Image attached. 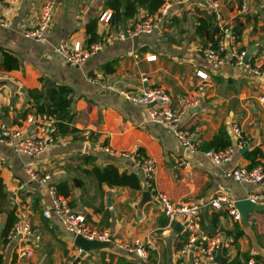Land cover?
<instances>
[{"label": "crops", "instance_id": "1", "mask_svg": "<svg viewBox=\"0 0 264 264\" xmlns=\"http://www.w3.org/2000/svg\"><path fill=\"white\" fill-rule=\"evenodd\" d=\"M105 1L60 0L46 41L37 43L26 39L23 31L37 24L45 0H20L12 7L9 0H0V17L6 21V26H0V50L10 52L21 62L18 70L0 68V124L30 129L28 119L42 114L36 111L28 92L41 91L43 85L46 90L65 86L72 96L73 121L69 127L76 131L58 136L37 157L16 153L0 143V264L16 263L19 243L8 240L2 232L9 224V215L15 217L20 205L29 209L36 230L30 264H73L80 253L75 238L60 220L55 215L43 216L50 204L47 187L31 181L27 169L49 174L52 184L75 179L79 177L78 171L90 169V164H81L79 160L87 154L95 158L93 164L97 167L112 165L119 173L135 174L141 185V174L131 159L116 153L139 150L156 162L157 189L177 203L205 204L221 196L239 201L264 190V180L259 184H241L224 175L234 167L251 169L246 154L252 151L257 152L256 165H264V0H250L248 10L242 14L237 12L238 0H217L229 27L240 23L239 47L252 52L251 61L261 67L260 74L228 62L208 61L198 52L210 42V36H216L214 31L219 32L213 15L201 0L182 4L164 0L161 7L167 6L168 12L157 30L139 35L135 42L133 37L112 41L79 66L67 64L54 52L55 48L60 43H89L86 25L90 21H97L96 33L101 40L127 31L150 16L139 10L123 27L114 30L109 21L99 22L103 13L111 12ZM223 39L228 49L233 39ZM148 56L156 58L146 61ZM108 64L111 65L106 69ZM197 71L208 75L209 85L200 107L186 113L182 125L194 132L198 148L211 141L220 129L226 131L230 146H234L237 137L232 126L238 127L250 142L246 150L238 151L230 163L220 167L212 165L202 151H184L169 129L149 121L145 107L132 105L119 94L142 87H160L177 99L195 89L199 83ZM142 73L148 77L147 84L140 82ZM105 147L115 153L106 152ZM79 179L88 189L89 183ZM144 193L143 189L103 186L101 197L95 189L86 193L72 186L70 196L66 197L69 205L85 215L90 227L100 229L102 221L101 229L111 231L115 244L139 242L146 248V256L139 258L114 245L87 252L77 264H191L189 258L181 262L176 255L188 237L184 226L170 223L150 195L143 198ZM100 204L102 210H96ZM211 213H222L216 234L226 236L236 227L243 233L220 253L224 264L236 257L243 262V256L264 261V211L247 212L245 222H236L224 211L205 208L200 214L201 229L202 220L208 225Z\"/></svg>", "mask_w": 264, "mask_h": 264}, {"label": "built area", "instance_id": "2", "mask_svg": "<svg viewBox=\"0 0 264 264\" xmlns=\"http://www.w3.org/2000/svg\"><path fill=\"white\" fill-rule=\"evenodd\" d=\"M3 1V0H2ZM20 0H9V6L18 3ZM182 4L190 0H176ZM205 7L214 17L215 24L219 29L214 41H210L205 46L198 49V52L208 61L214 63H230L236 66H242L251 69L255 74H260V66H254L250 63V57L246 60L247 52L239 47L235 40L233 32L229 25L223 19L220 4L217 0H201ZM250 0H238V13L242 14L248 10ZM60 0H45L42 5L41 14L37 24L23 31L26 39L37 43L45 42L47 32L51 26L55 9L60 6ZM168 7L163 6L154 14L145 19L137 21L133 27L127 31L119 32L115 35H109L93 43H83L74 41L71 43H60L54 52L67 64L79 66L89 57L101 52L107 44L112 41H124L129 37H136L141 34H149L157 30L166 17ZM111 12L103 13L99 22L108 23ZM0 26H6L5 19L0 17ZM223 37L232 38L233 42L226 49ZM155 56H148L146 61L155 60ZM196 77L199 83L192 91L181 95L177 99L171 96L160 87H142L134 91H120L122 98L136 106L146 108L148 119L152 124L162 126L171 131L173 137L179 146L189 154L200 152L194 132L182 125V117L200 107L205 88L209 85V77L203 71H197ZM141 84L148 83L146 74H140ZM97 82V80H92ZM264 108V98H262ZM32 125L21 127H8L0 124V143L10 147L14 152L21 153L31 157H37L42 154L47 147L56 141V123L55 120L46 115H36L28 119ZM233 134L237 137L234 146H229L218 151H203V156L209 162L217 167L230 163L238 151L246 150L249 147V140L242 136L238 127L232 126ZM106 152L115 153L111 148L105 147ZM120 156L131 159L133 165L139 170L142 177L143 191L148 192L154 201L161 206L164 216L170 223L178 222L184 226L188 233L186 242L176 251V255L181 262L190 259L191 264H216V257L223 251L229 249L234 243L233 236H220L218 234L208 236L200 226V214L205 208L215 211L226 212L234 221H241V215L234 199L221 196L211 199L205 204L198 202L177 203L170 197L157 189L155 185L156 162L150 156L142 151L129 153L116 152ZM187 166V163H185ZM31 181L46 185L50 204L43 211L45 218L55 215L74 238L82 237L87 241L111 242L126 254H134L139 258L146 256V248L139 242L133 244H115L111 231L90 227L86 222L84 214L75 212L69 205L67 198L58 193L56 188L50 182L49 174H40L34 170L27 169ZM225 177L241 184H259L264 180V165H256L251 169L245 167H234L225 171ZM251 203L258 205L264 204V190L249 195L246 198ZM15 221L7 233L6 238L10 241L16 240L17 260L15 264H30L29 258L33 255L31 244L36 237V230L32 227L30 221V211L25 206H17L15 210ZM112 238V241H111ZM240 264H264L263 260L250 258Z\"/></svg>", "mask_w": 264, "mask_h": 264}, {"label": "trees", "instance_id": "3", "mask_svg": "<svg viewBox=\"0 0 264 264\" xmlns=\"http://www.w3.org/2000/svg\"><path fill=\"white\" fill-rule=\"evenodd\" d=\"M164 0H106L105 7L111 10V16L109 19L110 27L117 30L119 27H123L125 22L133 18L138 14L139 10H144L147 15H152L162 6ZM97 21L92 20L86 25V35L88 36V42L93 43L100 41L99 36L96 33ZM235 40L238 42L241 35V25L238 23L236 26L231 28ZM218 31V30H217ZM214 31L213 34H216ZM210 41H214V36H210ZM203 57V56H202ZM250 63L253 65V61ZM108 64L105 66L109 69ZM0 68L5 71L18 70L21 68V62L19 59L8 51L0 50ZM30 98L35 103V109L39 114L46 115L55 120L56 123V138L60 135L66 134L68 132H76L75 129L69 127V124L73 121V114L70 112V106L72 103L71 90L65 86H52L45 89L42 86V90H32L28 92ZM44 101L41 104V101ZM231 145V139L224 129H220L218 133L212 138L211 141L206 143L204 146L199 147L200 151H218L229 147ZM256 151H252L246 154V157L251 161L250 168L256 166L255 158L257 156ZM258 151V155H259ZM80 163L84 165L90 164V169H84L78 171L79 177L86 180L89 183V188L85 189L84 183L78 178L64 180L61 182H55L53 186L56 188L57 192L69 197L71 194L72 186L80 188L86 193H89L93 189L99 192L102 197V187H126L132 190H140L141 185L138 177L135 174H125L119 173L117 169L112 165H106L103 168L97 167L93 164L95 158L91 155L84 154L80 157ZM91 195V199H94V195ZM72 208L73 204H71ZM96 210H102V204L97 207ZM222 213H211L208 219V225L202 220V231L208 236L216 235L218 229L219 216ZM9 224L3 229L2 235L7 236L8 231L12 227L15 217L9 215ZM104 225H106L104 223ZM100 229L102 228V221L99 224ZM242 231L236 227L234 231L228 233L226 236H233L234 239H238L242 236ZM252 258V257H251ZM250 259L248 256H243V261ZM241 259L236 257L227 264H240Z\"/></svg>", "mask_w": 264, "mask_h": 264}, {"label": "water", "instance_id": "4", "mask_svg": "<svg viewBox=\"0 0 264 264\" xmlns=\"http://www.w3.org/2000/svg\"><path fill=\"white\" fill-rule=\"evenodd\" d=\"M133 40L134 42L135 40H138V36L133 37ZM247 53L248 54H247L246 60L251 56L252 52L248 51ZM148 197H149V193L145 192L143 194V198H148ZM236 206L238 208V211L241 215V220L243 222L246 221L245 213L250 212V211H254V212L264 211V205H261V204L255 205L251 203L250 201H248L247 199L237 201ZM111 241H112V238H111ZM74 244L76 247L80 249V253L78 257L75 259V261L73 262V264H77L89 251H96V250H101L104 248H113V244L111 242L87 241L80 236L75 237ZM219 259H221L220 264H224L225 261L223 258L220 257V254L216 257L217 263L219 262Z\"/></svg>", "mask_w": 264, "mask_h": 264}, {"label": "rangeland", "instance_id": "5", "mask_svg": "<svg viewBox=\"0 0 264 264\" xmlns=\"http://www.w3.org/2000/svg\"><path fill=\"white\" fill-rule=\"evenodd\" d=\"M259 165H261V164H259ZM261 205H264V204H261ZM158 207L160 208V210H161L162 213H163V210H162L161 206L158 205Z\"/></svg>", "mask_w": 264, "mask_h": 264}]
</instances>
